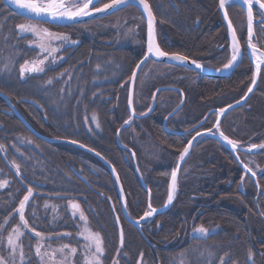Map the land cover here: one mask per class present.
<instances>
[{
    "label": "trees",
    "instance_id": "1",
    "mask_svg": "<svg viewBox=\"0 0 264 264\" xmlns=\"http://www.w3.org/2000/svg\"><path fill=\"white\" fill-rule=\"evenodd\" d=\"M149 2L165 51L209 67L227 63L230 41L219 0ZM120 11L143 15L133 4L112 14ZM236 16L241 18L243 13ZM26 21L0 0V90L10 95L40 133L75 141L107 159L121 178L133 217L148 211L149 203L155 207L165 203L171 172L191 137L212 128L218 114L211 110L241 99L254 79V66L246 53L230 76L216 79L186 66L149 60L143 66L153 67L152 76L134 107L142 115L153 97L156 104L151 112L123 127L131 117L129 92L113 99L99 98L95 82L99 83L101 75L130 79L145 49L128 48L122 72L120 51L91 64L87 50L73 61L47 63L42 72L23 74L21 68L36 54L31 37L18 28ZM240 22L237 30L244 39L246 24ZM142 30L145 37V24ZM112 83L109 94L120 93V86ZM24 97L40 106L22 101ZM6 108L0 96V175L8 181L0 187V257H10L7 240L12 229L22 224L16 210L31 186L33 197L26 205L25 218L37 232L52 236V247L64 244L79 251L86 247L79 211L73 215L70 206L73 202L103 239V264H264V172L258 177L260 193L253 178L218 140L196 141L181 169L175 201L166 212L145 221L142 234L123 216L117 181L105 163L74 144L39 138L16 114L4 112ZM206 116L201 125L186 132ZM93 117L98 118L99 128ZM220 129L244 144L264 141V68L255 92L245 105L223 117ZM239 154L244 162L253 160L264 166V150ZM13 162L20 165L19 175ZM117 216L123 226V246ZM200 226L208 232L197 234ZM35 242L32 234L23 236L27 260L22 264H39ZM73 258L75 264L82 263L80 252Z\"/></svg>",
    "mask_w": 264,
    "mask_h": 264
},
{
    "label": "snow or ice",
    "instance_id": "2",
    "mask_svg": "<svg viewBox=\"0 0 264 264\" xmlns=\"http://www.w3.org/2000/svg\"><path fill=\"white\" fill-rule=\"evenodd\" d=\"M230 0H219V8L223 10V15L227 19L228 18V12L226 10V4H228ZM239 2L242 5H246V15H247V23H248V38L246 43L251 49L252 56L255 57V70L256 74L259 75L261 70V64H264V50H260L256 48L254 44H252V38H253V32H252V23H253V4L255 3L258 5V10L260 11L262 20L260 21L261 24H264V0H239ZM12 3L17 5L19 9L26 10L28 13L34 15L35 17H39L41 20H44V18H50L53 20H69V21H76L78 18L82 17H89L92 16L95 13H102L107 12L110 9H116L119 8L121 5L129 4L131 3V0H109V2H104V0H72V2H66V0H12ZM139 3L143 5L145 12H147L148 15V33H147V49L146 54L144 55V59L140 62L141 64L144 63V61L149 60L152 57L161 58V57H168L172 60L178 61L182 64L189 63V58L187 56L181 55L179 53H169L166 51H163L159 44L156 41L155 37V17L152 13L151 7L148 4L147 0H139ZM228 26L229 28H232L231 20H228ZM21 33H31L35 37L38 38V46L42 51L54 53L57 51L56 48L51 47V41L57 40V41H66L68 40V37L63 34L53 33L47 28H41L39 26V23L37 24H20L18 26ZM240 56V46L238 43L236 31L234 28H232V55L231 59L228 61L227 64L224 65L225 69L231 68L234 63L237 62V58ZM44 63V60H39L38 62H34L31 66H29L27 63L21 68V72L24 71H30V72H42L44 69L42 67H39V65H42ZM190 63L192 65H195L197 69L203 70V65L198 63L196 60H191ZM139 67V65H137ZM136 79V73L133 72L130 80L135 81ZM51 83V81H49ZM253 84H255V79H253ZM249 92L252 91V88L248 89ZM129 104H132V100L129 99ZM231 107V105H229ZM151 109H149L150 111ZM225 109H221L220 112L223 113ZM133 114L135 113V109H132ZM97 120L96 127L99 128V120L97 117H93ZM125 123H129V121H125ZM217 128H219V123H217ZM211 130H209L210 132ZM199 135V133H197ZM214 134V133H213ZM219 135L223 137L225 141L231 146L232 149H236L238 147V142L234 140H230L227 136L224 135L223 132H220ZM75 143V141H73ZM190 147V145H189ZM251 148H259L264 149V144H253ZM3 149V146L0 145V150ZM189 151L188 147H185L183 152L180 154L179 159L181 161L184 160L185 156L187 155ZM99 155V153H97ZM16 168L17 175L20 174V165L15 164L13 162ZM243 163V162H241ZM244 168L247 169V172H250L253 177L256 176V172H254L251 168H249L247 165H243ZM179 170V166H177V169L173 170L171 172V189L169 191L168 197H167V203L171 204L174 199V194L176 192L177 188V172ZM115 171V169H113ZM117 181L119 180V176L116 177ZM5 184H7V181L0 182V187H3ZM121 191L123 189L121 188ZM33 197V189L31 186L27 187V194L23 196V199L19 202V208L16 210L19 214V220L23 223V226L25 228H28L29 231L34 233V235L39 238L40 240L45 239V236L41 232H37L35 228L29 226L28 220L25 218V208L26 205H28L30 198ZM70 206L73 209V215L76 214L77 211H79V218L81 220L86 221V217L82 210H80V205L78 203L70 202ZM123 207L125 210L127 209V203L126 201L123 204ZM115 208V205H113V209ZM148 211L144 213V215L141 217V219H144L145 217H151L154 213H156V209L152 207L151 203L148 204ZM35 213H33V216ZM116 220L119 221V216L116 217ZM12 232L14 235H10L8 237L7 243L9 246V254L10 259L9 261H5L3 257H0V264H15V258L14 253L17 248L16 241L19 240L21 236L24 235L23 232L20 230V226L17 225L15 228L12 229ZM84 232L86 235H84V239L89 241L90 243L86 245L87 248L91 249L94 248V253L89 260L88 264H102L101 257L104 254V247H103V239L99 235V233H93L89 231L87 226L84 229ZM196 233L199 234H205L208 232V229L204 228L203 226H200L199 228L195 229ZM83 235V233H82ZM120 244L123 246L124 243V233L123 228L121 227L120 233ZM47 239H51V236L47 237ZM64 247H67L66 245ZM41 246L37 244L36 247V255L40 256L41 260L44 259L45 254H41L40 251ZM59 251H63V248L59 249ZM72 253L76 252L75 248L71 249ZM54 255V253H53ZM251 255V254H250ZM21 259L23 258V251L20 252ZM223 264V262H221Z\"/></svg>",
    "mask_w": 264,
    "mask_h": 264
},
{
    "label": "flooded vegetation",
    "instance_id": "3",
    "mask_svg": "<svg viewBox=\"0 0 264 264\" xmlns=\"http://www.w3.org/2000/svg\"><path fill=\"white\" fill-rule=\"evenodd\" d=\"M109 0H104V2H108ZM149 1V0H148ZM150 3V2H149ZM151 5V3H150ZM152 7V5H151ZM153 9V7H152ZM255 14L257 18H260L261 15L258 9L255 7ZM154 12V10H153ZM228 12L231 16L232 21L235 25L240 26V20L243 21L245 16V11L240 5L230 4L228 6ZM239 12L243 13L241 18H237L236 14ZM132 11L128 12H118L117 14H110L108 16H104L101 18L92 19L86 22H82L74 25L67 26H58L53 24H49L47 22L41 21H32L34 24L39 23L41 28H47L53 33L63 34L68 37L66 41H51V47L56 48L57 51L54 53H49L42 51L38 46V38L35 37L31 33H24L26 38L31 37L30 46L34 47L36 54L33 58L29 59L26 63L28 65L38 62L39 60H44V63L41 65L44 68V65L47 63L53 64H63L67 60L78 59L79 56L85 55V51H90L89 61L91 64L93 63H101L103 62V55H112L120 51L121 55V72L122 68L126 63V52L128 48H139L142 47L146 49V37H147V23L144 15L131 14ZM156 19L157 15L154 12ZM261 21V20H260ZM260 21L256 23L255 33H256V41L260 48H264V24H261ZM145 24V37L143 36L142 25ZM237 27V26H236ZM238 31V30H237ZM114 32V33H113ZM157 38L159 40V33L157 32ZM247 33H245L244 39L242 40V44L244 47V51L246 52V40ZM145 54V53H144ZM101 56V57H99ZM144 56V55H143ZM153 65V63H152ZM153 67L144 66L140 69L134 83H133V98L134 101L137 98L143 96L145 91V83L152 76ZM37 73V72H35ZM25 74V73H24ZM26 74H34V73H26ZM102 74V73H101ZM106 75H101V79L99 83L95 82L96 86H99V91L96 93L99 98H107L113 99L116 97H122L128 94L130 95L131 90V80L130 79H120L114 80ZM114 82V83H112ZM117 85L120 86V93L109 94L110 86ZM106 84H109L108 87H105ZM107 90V91H106ZM116 95V97H115ZM114 107V106H113Z\"/></svg>",
    "mask_w": 264,
    "mask_h": 264
},
{
    "label": "water",
    "instance_id": "4",
    "mask_svg": "<svg viewBox=\"0 0 264 264\" xmlns=\"http://www.w3.org/2000/svg\"><path fill=\"white\" fill-rule=\"evenodd\" d=\"M3 1H4L5 5H6L10 10H12L13 12H15V13H17V14H19V15L25 17V18H28V19H31V20H37V21H44V22H48V23H51V24H55V25H73V24H77V23L86 22V21H89V20H92V19H96V18H100V17L106 16V15H108V14H110V13H112V12H114V11H116V10H118V9H120V8H122V7H124V6H126V5H129V4H135V5H137V6H139V7L141 8V10L143 11V13H144V15H145L146 23H147V33H148V15H147V12H145V10H144L143 5L139 3V0H131V3L121 5L119 8H116V9H110V10H108L107 12L95 13V14H93L92 16H89V17L78 18L76 21H69V20H63V19H60V20H53V19H50V18H44V20H41L39 17H35L34 15L28 13L26 10H21V9H19L17 5H15V4L12 3V0H3ZM70 1L72 2V0H66V2H70ZM231 1H235V2L240 3L239 0H230V2H231ZM147 2H148V4L150 5V3H149L148 0H147ZM240 4H241V3H240ZM241 5H242V4H241ZM242 6L244 7L245 10L247 9V6H246V5H242ZM150 7H151V5H150ZM151 10H152V13H153V15H154V17H155L154 29H155V37H156V16H155V14H154V12H153L152 7H151ZM226 10H227V8H226ZM220 12H221V15H222L223 21H224V23H225V25H226V27H227V30H228V34H229V38H230L231 55H232V28L235 29V26H234V24H233L232 21H231L232 28H229V26H228V20H231L230 17H229V14H228V18L226 19V18L224 17V15H223V10L220 9ZM254 22H255V18H254V11H253V23H252V32H253V33H254ZM247 24H248V23H247ZM235 31H236V29H235ZM236 35H237L238 43H239V46H240V56H238V58H237V62L234 63L233 66H232L231 68H228V69H225L224 66L221 67V68H212V67H208V66L204 65L203 63H201V62H199V61H197V62L200 63L201 65H203V70H201V69H197V68L195 67V65H192V64L190 63V61H191V60H194V59L189 58V57H188V58H189V63H187V64H182V63H180V62H178V61H175V60H172V59H170V58H168V57H161V58L152 57V58H150V59H153V60H155V61L162 62V63H170V64H177V65L186 66V67H188V68H191V69L197 71L199 74H201V75L204 76V77L215 78V79H216V78H225V77L230 76V75L236 70V68L241 64V62H242V60H243V55H244L243 46H242V43H241V41H240V39H239V37H238L237 32H236ZM156 41H157V37H156ZM146 42H147V37H146ZM160 48H161V47H160ZM257 48H258V47H257ZM146 49H147V43H146ZM161 49H162V48H161ZM258 49H260V48H258ZM162 50H163V49H162ZM248 50H249V56L251 57V60H252V62H253V64H254V79H255V84H253V81H252V84H251V86H250V88H252V91H251V92L247 91L246 94H245L241 99H239L238 101H236V102H234V103H232V104H229V105H231V107H229V105H228V106L222 108V109H225V111H224L223 113L220 112L221 109H215V112L218 113V119H217V122H216V124L214 125V127H213L212 129H210L211 131L209 132V130H206V131L198 132L199 135L196 133V134L191 138V140L188 142V144H187L186 147L189 148V151H188L187 155L185 156L184 160H183V161L179 160V162H178V164H177V166H179V170H178V172H177V180H178V176H179V174H180V171H181L182 165H183V163H184L186 157H187L188 154L190 153V150H191V148H192L194 142H195L199 137H201V136H204V135H210V136H214V137L218 138V139H219L220 141H222V142H223V143H224L229 149H231L235 155H237L236 149H232L231 146L227 143V141H225V140L223 139V137H221L219 134H215V131H219V128H217V123H220L221 119H222V118H223L228 112H230V111H232V110H234V109H236V108H239V107L245 105L246 102L249 100V98L252 96V94L255 92V90H256V88H257V86H258L259 79H260V74H261V70H260L259 75H257V74H256V70H255V57L252 56V54H251V49H250L249 46H248ZM260 50H261V49H260ZM163 51H165V50H163ZM166 52H167V51H166ZM169 53L171 54V53H173V52H169ZM145 54H146V52H145ZM179 54H180V53H179ZM181 55H183V54H181ZM184 56H185V55H184ZM143 59H144V57H143ZM143 59H142V60H143ZM230 59H231V58H230ZM142 60H141V61H142ZM141 61H140V62H141ZM146 61H148V60H146ZM146 61H144V63H145ZM140 62H139V64H138L139 67H136V69H135V71H134V72L136 73V75H137V73L139 72V70H140V68L142 67V65L144 64V63L141 64ZM263 65H264V64H261L260 67H262ZM133 83H134V82L131 81V90H130V97H129V99H131L132 102H133ZM0 96L3 97V98L5 99V101L7 102V104H8L9 107H10V109H9V110H8V109L5 110V112H8V113H10V114H16V115L21 119V121L26 125V127H27V128L33 133V134H35V135L38 136L39 138H41V139H43V140H46V141H50V142H66V143H71V144H74V145H76V146H79V147L85 149L86 151L92 153L93 155H95L96 157H98L103 163H105V164L109 167V169L111 170V172L113 173V175L115 176V179H116L117 175L119 176L118 172H117L116 169L113 167V165H112L109 161H107V160H106L101 154L97 155L98 152H96L95 150H92L91 148H88V147L82 146V145H80V144L77 143V142L73 143V141H72V140H69V139H63V138H52V137H49V136L44 135V134L40 133L39 131H37V130L31 125V123H30V122H29V121H28V120H27V119H26V118H25V117H24V116H23V115H22V114H21V113L15 108V107H14V104H13V102L11 101V99H10V97H9V95H8L7 93H5V92H3V91L0 90ZM23 100H26V99H23ZM32 102H33L34 104L38 105L37 102H35V101H32ZM183 102H184V97H183L182 104H183ZM129 108H130V112H131L132 116H136V113L133 114V112H132L133 104H131V105L129 104ZM175 111H177V109H176ZM175 111H174V112H175ZM149 112H150V111H149ZM174 112H173V113H174ZM147 114H148V113H147ZM171 114H172V113H171ZM142 116H144V115H142ZM213 133H214V134H213ZM219 133H220V132H219ZM189 145H190V147H189ZM177 166H176L175 169H177ZM113 169H115V171H113ZM116 181H117V179H116ZM117 184H118V188H119L120 194H121V196H122L121 206H122V211H123V215H124L125 219H126L130 224H132L133 226L137 227V228L142 232V226H143V223H144L148 218H150V217H145L144 219H141V217H140V218H133V217L130 215L128 209L125 210V208L123 207V204H124V202L126 201V196H125V191H124L123 184H122V181H121L120 177H119V180L117 181ZM121 188L123 189V191H121ZM170 189H171V181H170ZM170 189H169V191H170ZM174 200H175V194H174V199H173V201H172L171 204H168L167 201H166V203H165L163 206H161V207H159V208H155L157 211H156V213H154L151 217L166 212V211L171 207V205L173 204ZM118 225H119V230H120L121 227H122V223H121L120 219H119V221H118ZM122 228H123V227H122Z\"/></svg>",
    "mask_w": 264,
    "mask_h": 264
},
{
    "label": "rangeland",
    "instance_id": "5",
    "mask_svg": "<svg viewBox=\"0 0 264 264\" xmlns=\"http://www.w3.org/2000/svg\"><path fill=\"white\" fill-rule=\"evenodd\" d=\"M24 24H34V23L33 22L26 21ZM32 64H30L29 66H31ZM39 67H41V65H39ZM23 73H35V72L24 71ZM248 167L251 168L250 166H248ZM252 170L254 171V169H252ZM3 181H7V180L2 179L1 178V175H0V182H3ZM4 186H6V184ZM19 226H20L21 232H23L24 235L26 233H30V234H32V236L35 237L36 242L34 243V246H33L35 252H36L37 244H39L41 246V248H40L41 254L47 253V255H44V259L43 260H41L40 256H37L36 255L37 260L39 261V264H75V260H74L73 256L75 254L79 253V252H80V254L82 256V263L81 264H88L89 260L91 259L92 255L94 253V248L89 249V248L85 247V248H83V251H79V250H77V248H75L76 249V252L75 253H72L71 252L72 247H69L67 245H66L67 247H64L65 246L64 244L58 245L57 247H52V245H53L52 242L49 239H47V237H49L51 235L44 234L45 239L40 240L39 238H37L34 235V233H32L31 231H29L28 228H25L23 226V223L21 225H19ZM86 226L89 229V231H91L93 233H96V232H94L92 230V228L90 227V224H89V222L87 220L86 221L85 220H82V223L80 225V229H81V237L83 239H84V235H86V233L84 232V229H85ZM82 233H83V235H82ZM197 234H199V233H197ZM10 235H14V233L11 232ZM23 236H21L19 238V240L16 241L17 248H16L15 253L13 254L14 255V258H15V264H22L23 262H25L27 260L26 257H25L26 255L24 253L23 246L21 245V240H22ZM85 242H86V245H88L90 243L87 240H85ZM7 246H8V243H7ZM103 247H104V245H103ZM61 248H63V251L62 252L59 251V249H61ZM21 250L23 251V258L22 259H21V256H20ZM53 253H54V255H53ZM9 259H10V257H8L7 259H5V261H9ZM101 260L103 261L102 257H101ZM102 264H103V262H102Z\"/></svg>",
    "mask_w": 264,
    "mask_h": 264
}]
</instances>
